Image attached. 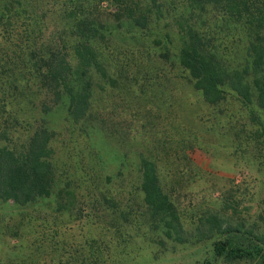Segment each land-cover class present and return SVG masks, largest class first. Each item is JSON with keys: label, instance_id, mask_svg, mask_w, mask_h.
<instances>
[{"label": "rangeland", "instance_id": "374dc122", "mask_svg": "<svg viewBox=\"0 0 264 264\" xmlns=\"http://www.w3.org/2000/svg\"><path fill=\"white\" fill-rule=\"evenodd\" d=\"M16 1L20 11L25 0ZM178 1H170L173 14ZM79 2L42 0L39 33L68 43L66 17ZM109 4H101L107 11L99 21L114 23ZM14 32L15 47L0 40V133L37 119ZM179 48L178 28L165 16L148 31L125 26L110 37L107 78L83 119L67 121L59 105L45 117L53 132L50 197L23 209L0 202V264H221L210 255L218 235L196 240L198 219L209 215L264 238V112L255 119L231 97L214 108L202 104L177 65ZM11 95L20 103L12 116ZM16 134L19 145L23 130ZM140 156L155 160L188 244L151 232L140 216Z\"/></svg>", "mask_w": 264, "mask_h": 264}, {"label": "trees", "instance_id": "16d2710c", "mask_svg": "<svg viewBox=\"0 0 264 264\" xmlns=\"http://www.w3.org/2000/svg\"><path fill=\"white\" fill-rule=\"evenodd\" d=\"M170 1L80 0L78 11L66 17L70 30L67 43L39 33L38 19L45 12L42 0H25L20 11L15 7L16 0H0V40L11 44L10 37L15 28L19 29L18 55L26 73L24 84L35 98L33 110L37 115L31 123H11L6 132L0 133L1 203L23 209L50 197L54 186L49 148L53 132L45 117L61 106L65 107L67 121L78 123L83 119L94 88L100 89L107 78L104 47L125 26L148 31L164 16L172 20L180 40L177 65L185 74L186 86L201 103L214 108L231 97L255 119L256 110L264 112V0H179L174 14L169 11ZM104 2L110 3L114 23L98 20L107 11L100 7ZM14 55L12 51L11 59ZM93 80L101 82L94 84ZM10 104L12 116L20 103L11 95ZM18 130H23L19 145ZM138 173L143 209L140 216L148 229L159 232L170 243L188 244L192 239L183 231L177 209L160 186L155 160L140 156ZM102 200L108 203V198ZM121 216L122 224L128 226L129 215ZM195 231L197 241L219 236L210 244L214 262L264 264V238L251 230L223 225L209 215L198 219Z\"/></svg>", "mask_w": 264, "mask_h": 264}]
</instances>
